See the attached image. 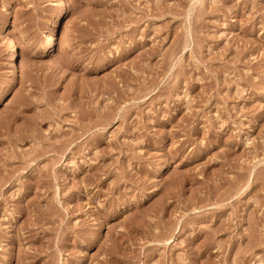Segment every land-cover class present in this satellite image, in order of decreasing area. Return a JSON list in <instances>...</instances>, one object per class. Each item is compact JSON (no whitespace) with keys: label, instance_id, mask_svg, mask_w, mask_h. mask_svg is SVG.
Here are the masks:
<instances>
[{"label":"rangeland","instance_id":"rangeland-1","mask_svg":"<svg viewBox=\"0 0 264 264\" xmlns=\"http://www.w3.org/2000/svg\"><path fill=\"white\" fill-rule=\"evenodd\" d=\"M0 264H264V0H0Z\"/></svg>","mask_w":264,"mask_h":264},{"label":"bare ground","instance_id":"bare-ground-1","mask_svg":"<svg viewBox=\"0 0 264 264\" xmlns=\"http://www.w3.org/2000/svg\"><path fill=\"white\" fill-rule=\"evenodd\" d=\"M48 41L45 43V44H43L44 46L43 47H45L46 49L48 48V47H50L51 45H52V43H53V38L52 37H50L49 39H47ZM11 48H10V57L11 58H16V52H17V50H16V43H15V40H12L11 42Z\"/></svg>","mask_w":264,"mask_h":264}]
</instances>
